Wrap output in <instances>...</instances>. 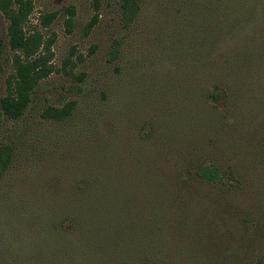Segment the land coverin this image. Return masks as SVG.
Listing matches in <instances>:
<instances>
[{
	"label": "rangeland",
	"instance_id": "1",
	"mask_svg": "<svg viewBox=\"0 0 264 264\" xmlns=\"http://www.w3.org/2000/svg\"><path fill=\"white\" fill-rule=\"evenodd\" d=\"M121 1L30 0L24 30L52 72L0 124V264H54L85 224L101 229L90 264L109 263L106 243L153 263L264 264V0H135L129 26ZM66 102L63 120L41 117Z\"/></svg>",
	"mask_w": 264,
	"mask_h": 264
},
{
	"label": "trees",
	"instance_id": "2",
	"mask_svg": "<svg viewBox=\"0 0 264 264\" xmlns=\"http://www.w3.org/2000/svg\"><path fill=\"white\" fill-rule=\"evenodd\" d=\"M121 23L124 26H129L136 17L138 6L135 0H122L120 4ZM31 12L30 0H0V14L7 22L6 25V44L12 53L11 74L9 76L8 86L5 95L0 98V124L4 120L20 119L29 103L31 96L39 81L47 77L52 72V67L48 63V56L37 52L40 46L38 38L34 35H27L24 30V25L29 13ZM68 16H72V8H67ZM51 17H45V22L48 23ZM70 21L66 23L69 25ZM43 51L48 53V48L43 47ZM212 97H217L215 93ZM73 102H66L61 107H46L41 117L52 121H61L69 116ZM10 160V148L8 145H3L0 142V176L7 169ZM194 171V179L208 184L224 185L228 174L220 171L217 167L210 165H195L192 167ZM90 227L96 226V222L92 219ZM71 237L78 242L72 248L57 246L59 249V257L54 264H90L91 258H96L97 254H102L101 248L93 249L92 244L100 242L101 229L96 227L93 231L85 224L81 230H70ZM65 233V234H63ZM76 233V234H75ZM75 234V235H74ZM60 236H67L70 233L61 231ZM102 241V240H101ZM103 242H107L104 238ZM88 244L89 247L85 245ZM100 244V243H99ZM108 252L103 254L109 263L106 264H163L160 261L155 262L148 258L135 256V251L129 249L123 250L121 244H111L112 249L108 248ZM110 250V251H109ZM161 251V250H160ZM93 252L92 255L90 253ZM163 252V251H161ZM160 252V253H161ZM108 254L113 256L109 258ZM120 255V256H118ZM156 261V260H155Z\"/></svg>",
	"mask_w": 264,
	"mask_h": 264
}]
</instances>
